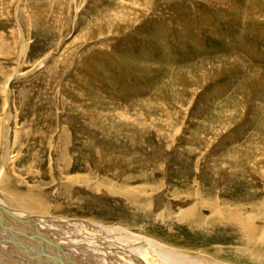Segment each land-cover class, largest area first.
<instances>
[{
	"label": "rangeland",
	"instance_id": "1",
	"mask_svg": "<svg viewBox=\"0 0 264 264\" xmlns=\"http://www.w3.org/2000/svg\"><path fill=\"white\" fill-rule=\"evenodd\" d=\"M8 141L5 170L20 186L53 199L71 184L77 216L49 209L64 221L139 231L146 198L111 192L136 174L151 176L132 188L156 185L149 193L163 190L170 208L200 186L258 213L249 209L264 202V0H0V162ZM204 223L151 226L147 236L193 251L190 242H209L223 264H264L245 254L244 238L222 243L228 229ZM19 245L6 240L19 255L5 264L36 262Z\"/></svg>",
	"mask_w": 264,
	"mask_h": 264
},
{
	"label": "bare ground",
	"instance_id": "2",
	"mask_svg": "<svg viewBox=\"0 0 264 264\" xmlns=\"http://www.w3.org/2000/svg\"><path fill=\"white\" fill-rule=\"evenodd\" d=\"M135 9L133 10V15H134V12L136 11ZM135 15L133 17H135ZM64 51L66 52L65 49ZM11 78L12 77L10 75L5 82L6 86H5L4 92L7 95L6 96L7 105L9 103V98H8L9 94L7 93V90L9 91V82L11 81ZM8 143L9 141L6 143V147L4 146L5 148V151L3 152L4 156H3L2 161L0 162V264H5L6 262L4 260L11 261L14 259L15 255H19L18 254L19 251H16L17 248L15 250V249L6 247V240H11L20 245H23L24 249H26L25 245L32 246L33 247L32 251L36 252V256L34 258L36 262H33V264L34 263L35 264H47L48 262L45 263V261H47V259L46 260L44 259L45 257H47L48 259L50 258L53 259L55 262H57V264H63L66 261H67L66 263L68 264H122L121 260L124 264H206L202 261H208L209 264H223L221 260L219 261V258H217V256L215 257V255L212 254V251H214L215 248H217V245L216 246L214 245V247L208 248L206 243H209V242L204 241L201 243L199 242V244H195V243L193 244L192 242H190L189 248L195 250L193 251V250L186 249L183 246H179L177 244L178 243L177 241L176 243L175 241H171L170 239H167L164 241V240L158 239V237L156 239V238L147 236V233H148L147 228L151 226H162L163 227V226L168 225V226H171L168 229H171L173 223L174 224L179 223L182 225L183 223H189V225H199L204 222L206 224L204 223L203 226L208 225L210 229L215 228V226H223L228 229L229 233L228 234L222 233V236L220 237L221 239H218L222 243H230L233 237L244 238V242L242 243L244 245L243 250L246 252L245 254H248L251 257H254L256 259L261 258L260 261L264 262V223H263L264 222V202L260 204V201H259L256 207L249 209L251 212L257 211L258 213H250V212L248 213V210L246 209L245 210L247 211V213L245 212L243 213V211L232 209L233 207L230 205L234 206L235 205L234 203L232 202L228 203V201H225L223 197L222 198L218 197L219 191L217 192L218 195L216 196L217 194L215 192L216 189L213 191L210 188H206L205 190V188H201L199 186L198 193L196 192L197 195L194 193V196L193 195H189L188 197L186 196L187 198L186 199L183 198L181 201V204L177 200L174 199L173 204L176 208L173 206L170 208L168 201H167L168 200L167 196L165 192H163V190L158 191V193L156 194L152 192L149 193V190L156 189V185H150V183H145V184L143 183V185L141 184L142 186H136L132 188L131 186V181H133L132 179L134 178L138 179L139 176H142L144 177V178L141 177L143 181H148L149 177L151 176V175L147 176L145 174L137 176L136 174L134 176L133 175H128L125 177L123 176L122 181L124 182L123 183L120 182L119 185L115 187L116 189L111 186H108V187L112 188L111 192H113L114 194L116 195L117 193L121 194L122 198H125L133 190L138 191L136 193L137 196L135 194V200L136 199L138 200V198L139 199L146 198L145 201H143L144 204L139 203L140 207L136 208L137 212L146 214V215L145 214L143 215L145 218L144 220L145 222L143 224H139L137 222L133 223V226L135 225L134 228L137 227L139 231L137 230L133 232L132 230L129 229V227L122 224L121 222L118 224L107 225V223H105L104 220H96L97 218L92 219L93 223H86V222L82 223L80 221H77V220L74 221L72 219L70 221L68 220L64 221L66 219L62 220L60 218L55 217L54 215L58 216L57 208H59V210H63V212L64 211L67 212L71 210V208L68 207L69 203L67 202L69 201L68 200L69 198L66 195L68 189L71 187V184L67 182L68 186L65 187L64 185L63 188L60 189L61 191L59 190L60 191L59 195H56V197H54L53 199L52 197H49V195H46V193H44L42 190H41L42 192H40L39 190V192L36 193L32 191L31 188L28 189V188H25L24 186L23 187L20 186L18 184L19 182L17 183L16 180H13V177H12L13 174L11 173V171L8 172L5 170V165H4L6 161L5 159L6 157H8V154L11 149L10 148L11 146H9ZM126 182H130V183L126 184ZM162 183L165 184L167 183V181L166 180L161 181L160 183H158L159 186H162L161 185ZM97 187H98L97 191H100V186H97ZM39 188L40 187H38V189ZM122 191L128 194L125 196ZM209 191H210L209 193L210 196L208 195ZM222 191H225V190H222ZM140 195H144V197L143 196L141 197ZM182 196L180 195L179 197L182 198ZM176 197L178 198V196ZM57 198H58V201H57ZM236 202L238 204L237 200ZM226 204L229 207L226 206ZM238 205H236V207H238ZM51 206L52 207L54 206L53 211H56L54 215L50 213L49 211ZM133 206L136 207L135 205ZM41 207L43 208L41 209ZM242 207L243 206H241V208ZM23 208L31 210L37 214L39 213V214L50 216V217H45L42 215L36 216V215H33L34 213L31 214L30 212L26 211ZM173 208H175V210ZM75 209L71 210L73 211V215H74V216L71 215L72 217L77 216L74 213ZM129 209H130V206H129ZM205 212L208 213L206 216H205L206 214ZM89 216L91 217L92 215H89ZM204 218L205 219L207 218V220L205 221ZM59 227H65V228L71 227L72 229H74V231L70 229L69 231H72V235H68L66 234L68 233L67 231L66 233H64V230L62 231V228H59ZM156 231H157V228L154 232ZM34 232L39 234V236L41 237L37 239V237L34 236L33 234ZM76 232L78 233V235L75 234L76 236L75 235L73 236V234ZM226 235H230V237L226 238ZM6 236H12V238L11 239H8L9 237L5 238ZM94 238L102 242L105 241L107 248L115 252L116 255L114 254L113 255L115 257H118V258L121 257V258L116 260L117 258L106 257V256H109L110 254L108 253L104 254L103 251L106 250L104 247L105 245L101 246L100 244H96L94 241H97V240H95ZM35 240L38 242V244L36 243ZM45 240L47 241L48 244H50L49 246H52L55 249H53L52 247H49L47 244H45L44 247H41L40 243L44 242ZM59 241L60 243H58ZM184 244L185 243L183 242V245ZM185 246L187 245L185 244ZM84 247H86V249H92V250L98 249V251H95V253L96 254L97 252H100V253H98L97 256L94 253L90 254V251L83 250ZM196 247H198L197 250L195 249ZM116 250L118 251V255L116 253L117 252ZM106 251L109 252L108 250ZM21 252L23 251L21 250ZM85 252L86 254H84ZM201 254H203L204 256L202 259H200L202 256ZM227 264H230V263H227Z\"/></svg>",
	"mask_w": 264,
	"mask_h": 264
}]
</instances>
